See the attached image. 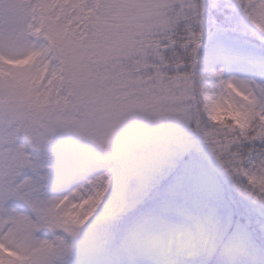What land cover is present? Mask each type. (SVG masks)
Listing matches in <instances>:
<instances>
[{
  "label": "snow or ice",
  "instance_id": "1",
  "mask_svg": "<svg viewBox=\"0 0 264 264\" xmlns=\"http://www.w3.org/2000/svg\"><path fill=\"white\" fill-rule=\"evenodd\" d=\"M226 189L264 207V0H0V264H264Z\"/></svg>",
  "mask_w": 264,
  "mask_h": 264
},
{
  "label": "trees",
  "instance_id": "2",
  "mask_svg": "<svg viewBox=\"0 0 264 264\" xmlns=\"http://www.w3.org/2000/svg\"><path fill=\"white\" fill-rule=\"evenodd\" d=\"M172 182L173 178L171 175H167L165 178L159 181L157 186L148 194L147 202L159 206L163 209H175L182 206L185 202V199L190 198L182 194V189L188 184L189 177L184 178L183 187L181 188H171L170 185L172 184ZM173 191H175V195L172 194ZM227 195L231 199L233 198L232 201L235 200V204H233L232 209L236 212L237 218L242 222L250 219L253 223H255L257 220L264 219V207H261L259 204L257 205L256 202H253L250 199L240 196L239 193H237L235 197H233V195L231 196V192L229 191ZM130 243L135 244L139 248L147 250L153 255L152 258L136 256L137 259L142 261H154L159 259L157 250L139 245L135 241H130ZM109 253L110 255H113V253ZM107 260L94 264H105Z\"/></svg>",
  "mask_w": 264,
  "mask_h": 264
},
{
  "label": "rangeland",
  "instance_id": "3",
  "mask_svg": "<svg viewBox=\"0 0 264 264\" xmlns=\"http://www.w3.org/2000/svg\"><path fill=\"white\" fill-rule=\"evenodd\" d=\"M170 125L165 124V127H169ZM167 175L161 176L158 178V180L156 181V183L152 186L150 192L157 186L158 182L161 181L163 178H165ZM220 176L223 177V173H220ZM210 191H214V190H205L202 189L197 180L195 179V177H189V182L188 184L182 189V194L185 196H188L190 198H192L193 200H204L206 199V197L208 196ZM234 190L230 191L231 192V196H232V192ZM149 192V193H150ZM148 193V194H149ZM227 193H229V191L226 189V198L229 200V202L231 203V207L233 208V204H235V200L232 201V199L227 195ZM258 205V204H257ZM128 250H130L132 253L135 254V256H139V257H144V258H152V254L150 252H148L147 250L143 249V248H139L137 247L135 244L132 243H128ZM112 255H110L109 252L107 253H101L99 255H94V256H77L76 259L77 260H83L85 262V264H94L97 262H101V261H105L107 259H109ZM128 257V251L124 250L120 252V258L121 259H127Z\"/></svg>",
  "mask_w": 264,
  "mask_h": 264
}]
</instances>
